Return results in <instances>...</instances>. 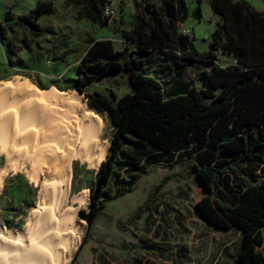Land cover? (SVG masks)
Segmentation results:
<instances>
[{
  "label": "trees",
  "instance_id": "16d2710c",
  "mask_svg": "<svg viewBox=\"0 0 264 264\" xmlns=\"http://www.w3.org/2000/svg\"><path fill=\"white\" fill-rule=\"evenodd\" d=\"M208 1L219 16L208 50L200 51L194 36L179 28L188 14L185 0L135 1L131 27L119 30L127 42L121 49L109 38L88 40L76 78L64 89L78 91L105 113L113 133L89 187L88 209L79 210V217L87 222L88 236L107 207L111 181L118 195H124L138 179L139 163H157L163 154L186 151L203 192L196 205L202 217L216 229L242 231L235 260L225 264H264V11L246 0ZM105 3L66 1L77 9L78 19L89 18L101 27L111 20L103 13ZM54 11L46 0L15 19L7 10L0 39L6 42L8 61L19 49L13 36L8 37L13 29L22 28L32 39L41 37L48 30L38 20ZM193 14L201 17L199 5ZM219 52L234 63L221 65ZM154 54L164 60L158 69ZM198 60L206 66L195 81L188 75ZM123 71L131 91L119 95L113 87L106 93L94 88L93 79ZM27 187L35 192L34 186ZM28 207L5 209L23 217ZM84 243L85 238L71 264Z\"/></svg>",
  "mask_w": 264,
  "mask_h": 264
},
{
  "label": "rangeland",
  "instance_id": "374dc122",
  "mask_svg": "<svg viewBox=\"0 0 264 264\" xmlns=\"http://www.w3.org/2000/svg\"><path fill=\"white\" fill-rule=\"evenodd\" d=\"M185 1L188 14L185 21L179 24V28L182 32L184 29L190 30L189 35L194 36V43L200 51L208 50L211 34L219 16L213 12L208 0ZM246 1L255 9L264 11V0ZM124 2L133 4V0ZM113 3L117 13L112 22L104 27L93 24L89 19L79 20L76 11L67 15L73 32L67 33L70 38H67L69 41H66V44L72 42L83 44L88 35L94 37L108 35L120 39L116 40L115 44L122 48L127 42L123 41L119 30L123 26H128V20L131 18L130 7H126L127 21L124 24V17L122 16V19L118 14L120 0H113ZM197 5L200 6L202 13L200 18L193 14ZM56 8L57 14L44 17L41 20L42 24L58 17L62 20L63 15L58 13L63 10V2L56 0ZM20 35L17 34L18 37ZM31 43L33 49L20 42L11 62L8 61L5 48L0 43V84L28 80L42 90L54 88L74 105H80L85 111L99 115L104 121L101 139L107 144V155L113 133L110 119L105 113L91 107L84 95L78 91L64 89L76 78L80 60L73 62L69 57L66 64L54 63L51 54L55 50L47 49L50 41L43 38ZM40 44L44 46L43 49L38 47ZM41 52L43 57L48 55L50 62L47 63L45 58L39 57ZM218 56V62L223 66L234 63L231 57H226L220 52ZM152 60L156 69L164 62L155 54ZM205 66V62L198 60L190 69L188 78L197 81ZM163 76L168 80L169 73ZM2 77L5 78L1 79ZM92 84L103 93H106L109 87L115 88L119 95L131 91L128 75L124 71L97 77L92 80ZM5 167L6 155L0 150V230L4 227L18 231L25 226L29 214L37 207L42 175L35 179L26 168H11L4 171ZM192 167L193 158L186 151L179 154L175 152L173 156L163 154L157 163H139L135 167L138 179L124 195H118L117 187L111 181L108 187L107 207L86 236L87 222L79 217V210L88 209L89 187L94 184L99 168H89L86 162L74 159L71 163L69 201L72 204V197H79V200L72 204L77 209L74 228L78 231L79 242L65 254L63 264H71L84 238L85 243L74 264H225L234 261L240 250L242 231L237 228L216 229L205 221L196 207L203 192ZM15 175L19 176L11 179ZM124 175H127L126 172ZM28 182L35 187V192L29 191ZM16 206L24 209L29 206L23 219L15 217V210L5 209ZM260 249L264 250V245ZM53 262L56 263L54 257Z\"/></svg>",
  "mask_w": 264,
  "mask_h": 264
},
{
  "label": "bare ground",
  "instance_id": "6f19581e",
  "mask_svg": "<svg viewBox=\"0 0 264 264\" xmlns=\"http://www.w3.org/2000/svg\"><path fill=\"white\" fill-rule=\"evenodd\" d=\"M104 121L76 106L54 88L42 90L26 81L0 84V150L4 169L26 168L42 175L38 204L22 229L0 230V264H63L79 242L77 209L71 199L74 159L98 169L107 151ZM82 198V197H80ZM64 260V259H63Z\"/></svg>",
  "mask_w": 264,
  "mask_h": 264
},
{
  "label": "crops",
  "instance_id": "0c3cea01",
  "mask_svg": "<svg viewBox=\"0 0 264 264\" xmlns=\"http://www.w3.org/2000/svg\"><path fill=\"white\" fill-rule=\"evenodd\" d=\"M39 1H42V0H0V24L4 22L7 10H10L12 12L13 17L15 19L18 15H22V14L29 12V10H31ZM46 1H51L53 3L55 11L52 14H45V15L41 16L40 19L38 20L39 25L43 29L48 30L43 36L38 37L36 39H32L30 36H28L24 32V30L22 28L15 27L13 29V31L8 35V37L12 35L13 38L15 39V43L17 44V46L20 42H23L25 44V46L29 49H31V48L33 49V43H31V41H38L39 39L46 38L47 41H50V45L48 46L47 49L50 48V50H52V51L55 50V52H52V54H51V58L53 59L54 63L63 62L66 64V61H67L66 59H68L69 57L72 58L73 62H76V60H79L81 54L83 53L84 48L87 46L88 40H90L94 36L88 35L86 37L85 43H83V44H76V42H74V43L72 42L73 44L72 43L66 44L67 43L66 41H69L67 38L68 37L70 38V36L67 35V33L73 32L71 22H69V20H67L66 16L71 15L72 12L74 13V11H76V13H77V9L71 5H67L66 4L67 0H60L63 2V10H62V12H60L58 14L63 15L62 20H60L58 17L57 19L50 20L48 23L42 24L41 20L44 17H46V16L49 17V16H53V15L57 14L56 0H46ZM135 1H139V0H133V4L130 5V4H126L124 2V0H120L118 14H120L121 17L122 16L124 17V24L127 21L126 20V16H127L126 7H128V6L130 7L129 15L131 17L130 20H128L129 21L128 26L127 27L123 26L121 29H124V28L129 29L131 27L132 18H133V15L135 13V5H134ZM152 1H155V0H152ZM112 2H113V0H112ZM73 9H75V10H73ZM123 17H122V19H123ZM83 19H89V18H83ZM83 19H79V20H83ZM112 19L113 18H111L109 23L112 22ZM89 20L93 24L99 26L97 23H94L91 19H89ZM181 23L182 22H180L179 24H181ZM17 34H21L20 37H18ZM94 38L95 39L109 38V39H112L114 41V43L116 40L120 41V39H116V38L110 37L108 35H98ZM0 43L3 47L6 44V42L2 43L1 39H0ZM71 44H72V46H71ZM115 46H116V44H115ZM38 47H40L42 49L44 48V46L42 44L38 45ZM17 48L18 47H13L12 49L17 50ZM116 48L121 49L120 47H117V46H116ZM15 54L16 53H14L11 56L12 59H13ZM39 57L42 59L45 58L47 63L50 62V58L48 57V55H47V57H43V52L39 53ZM186 69L189 70L188 67ZM178 72H181V70H178ZM179 85H181V84H179ZM179 87H181V86H179ZM29 184H30V186H33L31 183H29ZM15 215H16L15 216L16 218L23 219L26 214L23 217L20 215H17V214H15Z\"/></svg>",
  "mask_w": 264,
  "mask_h": 264
},
{
  "label": "built area",
  "instance_id": "2783aa9c",
  "mask_svg": "<svg viewBox=\"0 0 264 264\" xmlns=\"http://www.w3.org/2000/svg\"><path fill=\"white\" fill-rule=\"evenodd\" d=\"M103 13H104V15L109 16L110 18H113L116 15L117 10H116L112 0H106L105 6L103 9ZM189 32H190L189 29L183 30L184 34H189Z\"/></svg>",
  "mask_w": 264,
  "mask_h": 264
}]
</instances>
